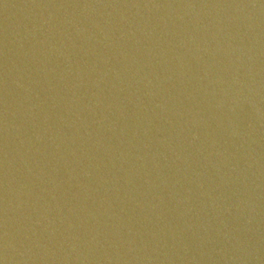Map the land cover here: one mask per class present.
Wrapping results in <instances>:
<instances>
[{"label":"water","instance_id":"1","mask_svg":"<svg viewBox=\"0 0 264 264\" xmlns=\"http://www.w3.org/2000/svg\"><path fill=\"white\" fill-rule=\"evenodd\" d=\"M260 237L264 0H0V264Z\"/></svg>","mask_w":264,"mask_h":264}]
</instances>
